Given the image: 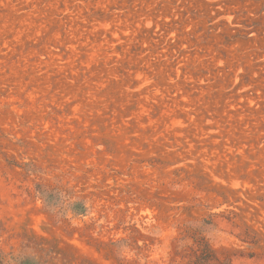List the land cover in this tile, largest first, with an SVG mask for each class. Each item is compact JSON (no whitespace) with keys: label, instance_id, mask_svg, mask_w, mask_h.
Here are the masks:
<instances>
[{"label":"rangeland","instance_id":"374dc122","mask_svg":"<svg viewBox=\"0 0 264 264\" xmlns=\"http://www.w3.org/2000/svg\"><path fill=\"white\" fill-rule=\"evenodd\" d=\"M0 264H264V0H0Z\"/></svg>","mask_w":264,"mask_h":264}]
</instances>
